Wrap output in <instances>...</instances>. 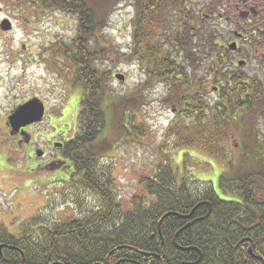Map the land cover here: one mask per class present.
<instances>
[{
  "label": "trees",
  "instance_id": "obj_1",
  "mask_svg": "<svg viewBox=\"0 0 264 264\" xmlns=\"http://www.w3.org/2000/svg\"><path fill=\"white\" fill-rule=\"evenodd\" d=\"M38 1L46 10L79 16L77 37L69 44L59 42L53 48L55 56L68 60L77 71L75 84L84 88L78 115L80 127L62 147L60 166V172L74 182L72 192L79 194L75 202L77 213L74 218L58 221H50L39 213L25 221L17 235L0 222V245H3L0 264H264V155L254 150L264 139L253 136L247 141L249 132L244 127L249 118L264 114V98L259 101L264 95L262 88L256 84L254 94L246 99L245 88L240 89L237 98L231 91H224L216 103V114L206 111L208 104H203V96L199 106L196 103L182 109L195 119L193 126L185 123V133L180 134L183 138L190 137L182 144L207 150L229 165L219 175L220 192L214 184L202 190L194 188L192 178L178 177L168 162L158 165L153 175L140 178L142 191L126 206L115 190L110 168L102 159L110 148L106 139L116 118L121 130L129 129L125 122L130 121L129 112L145 101L134 93L110 92L111 70L104 64L111 60L113 50L102 44L98 35L119 0ZM227 1L214 0L198 14L188 8L187 0H136L131 55L121 54L134 58L154 78L179 74L175 78L180 81L173 86L183 89L176 99L198 100L195 82L187 79L186 71L200 67L197 36L214 13L225 10ZM210 32L205 40L201 38L200 50L213 65L215 36ZM168 45L175 47L180 56L184 55L188 65L182 64L181 57L177 59ZM212 72L229 78L226 71ZM233 127L240 138L244 136L240 158L249 166L237 167L225 156L221 158V141L230 139L228 133L231 130L233 134ZM131 130L143 136L138 126L131 125ZM68 168L72 170L63 171ZM86 195L96 198L95 207L87 206ZM209 203L210 214L183 229L175 242V234L188 221L177 213L187 215L195 208V215L205 216ZM180 246L197 249L184 250Z\"/></svg>",
  "mask_w": 264,
  "mask_h": 264
},
{
  "label": "rangeland",
  "instance_id": "obj_2",
  "mask_svg": "<svg viewBox=\"0 0 264 264\" xmlns=\"http://www.w3.org/2000/svg\"><path fill=\"white\" fill-rule=\"evenodd\" d=\"M135 1L119 0L109 15L104 30L98 35L102 44L110 46L113 50L111 60L104 64L105 68L111 70L110 92L121 95L134 93L145 101L129 112L133 117L132 121L130 117V121L125 122L130 132L126 128L121 130L118 118L109 130L106 140L110 148L102 160L110 168L115 190L120 200L126 206L129 205L133 196L142 191L140 178L153 175L158 165L169 162L178 177L187 175L192 178L194 188L202 190L214 184L220 192L217 187L219 175L223 170H228V163L195 145H183L190 135L183 138L180 133H185V123H191L190 126H193L195 119L193 114L187 116L183 113L179 102L181 99H176V95L183 89L179 85L173 86V83L180 81L175 78L179 74L173 76L174 78H154L143 71L134 58L121 54L131 55ZM213 1L187 0V6L200 14L202 8ZM237 4L241 10L243 0L227 1L224 11H217L204 24L197 36L199 43L196 45V52L201 57L200 67L195 71H186L187 79H193L194 82L202 79L207 87L203 91V104H208V110L206 107L205 109L211 110L213 114L217 113L216 103L219 100L213 86L224 84L223 92L231 91L236 98L241 95V87L237 89L234 86L231 89L221 74L212 72L214 64H211L210 59L201 56L200 42L201 38H207L209 31L215 36L214 40L223 45L235 39L234 30L240 27L236 23L241 20ZM5 19L11 21L13 28L2 29L1 23ZM78 30L79 16L76 14L46 10L38 0H0V222L16 235L25 221L39 213L50 221L65 217L74 218L77 213L75 202L79 194L72 192L74 182L69 180L65 173L60 172L62 153L58 151V147L53 146V142H64L78 132V115L84 88L75 84L77 71L70 66L68 60L55 56L53 48L59 42H72L77 37ZM167 47L177 59L181 57L182 64L188 65L184 55L180 56L175 47ZM235 72L240 77L235 75L232 85L238 79H247L253 73ZM117 73L124 74L125 81L116 79ZM259 77L260 75L256 74L252 80L258 82ZM171 87L174 88L173 91ZM111 93H108V96ZM33 97H39L47 103V112L44 121L31 129L33 142L27 143L25 149H35L33 156L28 157L26 152L24 154V146L17 145L18 139L11 136L7 117L11 110ZM126 98L131 101L130 96ZM263 98L264 95L259 101ZM175 109L179 110L178 114L174 113ZM186 117L189 122H186ZM175 122L176 126L179 125L178 131L174 126ZM131 125L138 126L143 136L136 135L131 130ZM240 126L242 128L243 124ZM244 127L249 132L247 141L253 136L264 139V114L249 118V124ZM233 128L235 131L232 138H227V142L221 141V158L225 156L224 159L233 161L237 167H246L247 164H243L245 160L240 158L244 136L241 135L240 138L238 130ZM255 145L257 143L251 146ZM258 145L260 147L255 146L254 150L263 156L264 142H258ZM41 150L43 155H37ZM257 159L259 161V158ZM39 164L51 169L39 167ZM71 170L68 168L63 171ZM86 201L88 207H95L94 202L98 203L92 195H86Z\"/></svg>",
  "mask_w": 264,
  "mask_h": 264
},
{
  "label": "flooded vegetation",
  "instance_id": "obj_3",
  "mask_svg": "<svg viewBox=\"0 0 264 264\" xmlns=\"http://www.w3.org/2000/svg\"><path fill=\"white\" fill-rule=\"evenodd\" d=\"M237 10L240 13V19L237 20V25L240 26L236 30H234L235 39L221 44L219 41L213 40V46L216 51L213 52L215 57L214 66H212V71H226L229 74V78L225 81L230 82L232 84V76H239L235 71H253L248 78L246 79H238L235 84H242L241 89L245 88L243 92V97L246 99L247 96H251L254 94L255 85L258 84L259 88H262V93L264 94V0H243L242 9L240 10V6L237 4ZM220 38V37H219ZM235 43V48L231 47V44ZM217 44V45H216ZM218 45L221 47H218ZM202 48V47H201ZM202 52V51H201ZM202 56V53H201ZM200 64V63H199ZM229 71H233L229 72ZM260 75V80L255 82L252 80L254 75ZM254 79V78H253ZM198 82L194 84L195 93L200 96L197 99H191L186 101H179L182 109L188 105L192 107L197 103L199 106L202 101V96H204L203 91L207 89L204 87L202 79H198ZM232 86V87H231ZM240 87L239 85H230V88ZM224 84L213 86V91L222 98L223 95ZM225 101V100H224ZM14 110V109H13ZM12 111V110H11ZM179 110L175 109L174 113L178 114ZM198 110L195 109V113L197 114ZM177 123L175 122L174 126ZM36 124L29 125L25 128H22L18 133L14 135L18 139L17 145L24 146V154L25 152L29 155L28 157L33 156V149L26 150L25 147L27 143L31 144L33 142V137L31 134V129L34 128ZM230 138H232V132L228 133ZM239 135V134H238ZM50 142V139H48ZM64 142H53V146L59 145L60 153H62L61 149L65 145ZM28 144V145H29ZM56 147V146H55ZM45 165L39 164V167H43ZM204 215L199 213L198 215L192 214L187 219V223L196 222L198 220H202ZM186 223V224H187ZM185 224V225H186Z\"/></svg>",
  "mask_w": 264,
  "mask_h": 264
},
{
  "label": "water",
  "instance_id": "obj_4",
  "mask_svg": "<svg viewBox=\"0 0 264 264\" xmlns=\"http://www.w3.org/2000/svg\"><path fill=\"white\" fill-rule=\"evenodd\" d=\"M1 27L4 30H9L12 28V23L10 20L5 19L1 23ZM235 43L231 44L232 48H235ZM116 79L119 81H125L126 76L122 73L116 74ZM46 106L43 100H41L39 97H33L26 101L25 103L19 105L8 117V124L11 126L12 131L11 134L18 133L22 128H25L29 125H32L34 123L41 122L45 116ZM38 155H42V151H38ZM194 210L189 215H181L182 217H190L193 214ZM211 212V206L209 204V211L206 216H208ZM169 214V213H168ZM180 215V214H178ZM163 220V219H162ZM193 222L188 223L187 225L183 226L174 237V240L176 242V238L178 234L185 228H188ZM2 246L0 245V254L2 250ZM181 249L189 250V249H197L195 247H187L183 248L180 246ZM250 253L253 254V250L250 247L249 248ZM254 255V254H253Z\"/></svg>",
  "mask_w": 264,
  "mask_h": 264
}]
</instances>
